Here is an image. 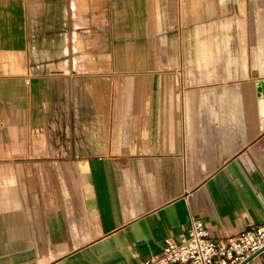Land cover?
I'll use <instances>...</instances> for the list:
<instances>
[{
	"label": "crops",
	"instance_id": "1",
	"mask_svg": "<svg viewBox=\"0 0 264 264\" xmlns=\"http://www.w3.org/2000/svg\"><path fill=\"white\" fill-rule=\"evenodd\" d=\"M193 217L264 222V0H0V264H138Z\"/></svg>",
	"mask_w": 264,
	"mask_h": 264
},
{
	"label": "built area",
	"instance_id": "2",
	"mask_svg": "<svg viewBox=\"0 0 264 264\" xmlns=\"http://www.w3.org/2000/svg\"><path fill=\"white\" fill-rule=\"evenodd\" d=\"M256 259L264 261V222L216 241L205 221L193 217L183 232L165 239L161 252L138 264H251Z\"/></svg>",
	"mask_w": 264,
	"mask_h": 264
},
{
	"label": "water",
	"instance_id": "3",
	"mask_svg": "<svg viewBox=\"0 0 264 264\" xmlns=\"http://www.w3.org/2000/svg\"><path fill=\"white\" fill-rule=\"evenodd\" d=\"M252 259H253V257H252V258H250V259H249V261H250V260H252Z\"/></svg>",
	"mask_w": 264,
	"mask_h": 264
}]
</instances>
